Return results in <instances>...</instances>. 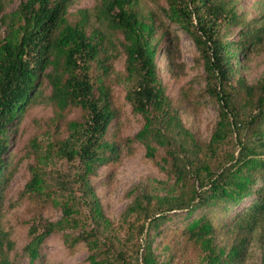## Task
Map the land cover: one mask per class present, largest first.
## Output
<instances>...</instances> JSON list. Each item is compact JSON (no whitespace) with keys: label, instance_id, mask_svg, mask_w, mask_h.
<instances>
[{"label":"trees","instance_id":"1","mask_svg":"<svg viewBox=\"0 0 264 264\" xmlns=\"http://www.w3.org/2000/svg\"><path fill=\"white\" fill-rule=\"evenodd\" d=\"M70 1L22 0L16 9L0 16V200L12 160L3 153L49 81L59 108L79 106L87 119L84 133H73L79 136L77 141L57 136L50 149L79 159L84 170L77 179L94 214L103 217L90 175L121 151L119 109L114 107L108 81L109 55L100 54L101 43L88 33L86 11L77 20L70 18ZM102 6V16L122 30L127 68L137 75L128 98L145 115V124L135 138L145 141L147 156H159V164H168V172L175 176L170 193L159 197L148 225L140 227V234L145 231L147 236L142 260L138 247L129 260L127 250L118 249L119 259L128 264H244L253 234L264 219V78L250 83L240 71L242 58L247 60L264 40V24L246 19L238 0H169L171 19L191 33L206 69L217 80L211 94L220 103V118L210 140L203 141L185 125L180 113L183 105L192 104L194 95L181 93L173 104L158 76L155 15L141 13L136 0H102ZM232 25H241L237 39L228 37ZM229 136L235 147L223 149ZM44 183L42 174L32 167L24 193L29 192L35 202L44 197L59 202L52 194L45 195ZM248 199V205L230 218L232 210ZM72 206L64 201L63 217L45 221L42 231L33 234L26 245L32 263L44 239L72 223ZM179 211H186L181 225L173 222L171 214ZM63 236L72 245L74 240H85L95 250L90 233L73 237L64 232ZM2 237L0 230V249ZM96 257L91 253L90 260L99 264ZM0 264L16 263L0 254Z\"/></svg>","mask_w":264,"mask_h":264},{"label":"rangeland","instance_id":"2","mask_svg":"<svg viewBox=\"0 0 264 264\" xmlns=\"http://www.w3.org/2000/svg\"><path fill=\"white\" fill-rule=\"evenodd\" d=\"M21 1L0 0V16L16 9ZM238 1L246 19L254 24H264V0ZM136 2L141 13L156 17L158 32L153 39L159 41L160 49L156 52L155 61L165 93L173 99V104L177 103L181 93L188 91L194 95L192 104L183 105L184 108L180 109L182 120L199 139L209 141L220 118V103L212 97L217 80L206 69L201 49L191 33L171 19L169 0ZM103 9L102 0H71L69 6L72 20L82 17L81 11H86L88 33L101 43L100 54L109 55L108 60L104 57L109 67L108 81L112 84L114 107L119 109L121 151L112 162L97 165L90 175L91 185L102 205L103 217L94 214L93 205L77 179L78 173L84 170L79 159L56 155L50 149L57 136L78 140L79 136H73V133L75 130H80L79 134L84 133L85 113L76 105L60 109L58 101L51 95L49 81H45L42 95L29 106L18 131L15 130L9 149L3 153L4 157L10 155L12 160L0 200V230L3 235L0 254L16 264H94L90 260L91 253L97 255L99 264H128L126 260L119 259L117 250L125 248L129 254L126 259L129 260L136 254L137 247L142 260L147 236L145 231L140 234V227L148 225L150 215L156 210V201L170 193V185L175 181V176L166 168L168 164H159V156H147L145 141L135 138L145 124V115L136 111L128 98V93L138 82L137 75L130 74L127 68L122 30L102 16ZM240 35L241 25H232L228 37L237 39ZM242 64L240 73L250 83L264 78V40L250 51L247 60L242 58ZM227 139L223 149H234L232 137ZM32 167H36L45 179V195L50 193L59 198V202L45 197L35 202L29 192L24 193L32 176ZM64 201L73 204L72 223L47 236L41 243L38 258L32 263L26 245L34 233L42 231L45 221H58L63 217ZM249 202L250 199L234 208L230 218ZM131 205L133 208L127 213ZM171 214L174 215L173 222L181 225L186 211ZM64 232L71 233L73 237L82 232L90 233L95 250H91L85 240H74V245L65 242ZM157 242L158 238L154 247H157ZM244 264H264V219L253 234Z\"/></svg>","mask_w":264,"mask_h":264}]
</instances>
